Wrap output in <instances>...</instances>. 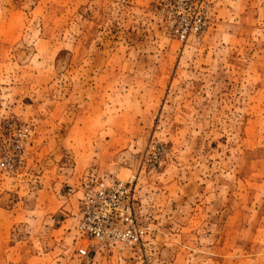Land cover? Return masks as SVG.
Returning <instances> with one entry per match:
<instances>
[{"label":"rangeland","instance_id":"rangeland-1","mask_svg":"<svg viewBox=\"0 0 264 264\" xmlns=\"http://www.w3.org/2000/svg\"><path fill=\"white\" fill-rule=\"evenodd\" d=\"M105 176L134 247L77 239ZM0 264H264V0H0Z\"/></svg>","mask_w":264,"mask_h":264},{"label":"built area","instance_id":"built-area-1","mask_svg":"<svg viewBox=\"0 0 264 264\" xmlns=\"http://www.w3.org/2000/svg\"><path fill=\"white\" fill-rule=\"evenodd\" d=\"M136 206L132 183L112 176L91 181L79 201L77 239L96 241L101 249L134 247L143 241L145 235L137 222ZM95 243L77 245L78 255L89 257L92 251L98 252Z\"/></svg>","mask_w":264,"mask_h":264}]
</instances>
